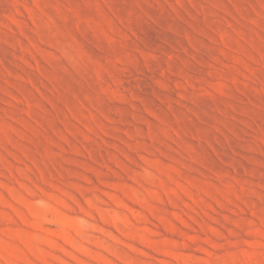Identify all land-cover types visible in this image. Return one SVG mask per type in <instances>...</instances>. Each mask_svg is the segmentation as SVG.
<instances>
[{"label":"rangeland","instance_id":"1","mask_svg":"<svg viewBox=\"0 0 264 264\" xmlns=\"http://www.w3.org/2000/svg\"><path fill=\"white\" fill-rule=\"evenodd\" d=\"M0 264H264V0H0Z\"/></svg>","mask_w":264,"mask_h":264}]
</instances>
